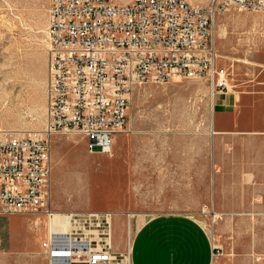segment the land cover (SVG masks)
Returning <instances> with one entry per match:
<instances>
[{
    "label": "rangeland",
    "instance_id": "rangeland-1",
    "mask_svg": "<svg viewBox=\"0 0 264 264\" xmlns=\"http://www.w3.org/2000/svg\"><path fill=\"white\" fill-rule=\"evenodd\" d=\"M49 3L0 0V132L47 128ZM214 29L230 89L213 95L206 79L177 76L135 88L108 154L89 153L81 134L52 136L56 221L112 212V239L117 228L127 242L149 219L185 213L208 232L212 264H264V11L230 7ZM37 217L0 215L2 249L37 250L50 229Z\"/></svg>",
    "mask_w": 264,
    "mask_h": 264
},
{
    "label": "built area",
    "instance_id": "built-area-1",
    "mask_svg": "<svg viewBox=\"0 0 264 264\" xmlns=\"http://www.w3.org/2000/svg\"><path fill=\"white\" fill-rule=\"evenodd\" d=\"M230 7L264 11V0H50L47 128L0 132V215L54 217L52 136L81 134L89 153H110L135 88L177 76L206 79L213 95L230 89L214 43L215 17ZM112 221V212L66 216L68 228L49 229L42 254L48 264H132L130 250L114 249Z\"/></svg>",
    "mask_w": 264,
    "mask_h": 264
},
{
    "label": "crops",
    "instance_id": "crops-1",
    "mask_svg": "<svg viewBox=\"0 0 264 264\" xmlns=\"http://www.w3.org/2000/svg\"><path fill=\"white\" fill-rule=\"evenodd\" d=\"M42 217L46 218L38 216L36 221L41 222ZM113 233L114 249L130 250L132 264H212L213 261L208 232L198 220L185 213L157 215L143 223L134 239L127 242L117 228ZM47 235L46 227L44 236L39 239V248L33 251L16 245L2 249L0 239V264H48L42 254V241Z\"/></svg>",
    "mask_w": 264,
    "mask_h": 264
},
{
    "label": "bare ground",
    "instance_id": "bare-ground-1",
    "mask_svg": "<svg viewBox=\"0 0 264 264\" xmlns=\"http://www.w3.org/2000/svg\"><path fill=\"white\" fill-rule=\"evenodd\" d=\"M205 5H212V0H206ZM108 90L117 91V83H108ZM36 223L39 224L40 221L37 220ZM48 226L50 230H54L58 227H63L64 229H67L68 227L67 223L62 221V217L60 218L59 221H56L53 217H51L50 220L48 221Z\"/></svg>",
    "mask_w": 264,
    "mask_h": 264
}]
</instances>
